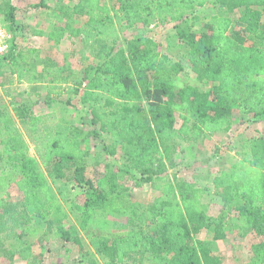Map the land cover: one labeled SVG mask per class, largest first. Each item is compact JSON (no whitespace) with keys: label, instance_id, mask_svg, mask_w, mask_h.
Masks as SVG:
<instances>
[{"label":"trees","instance_id":"1","mask_svg":"<svg viewBox=\"0 0 264 264\" xmlns=\"http://www.w3.org/2000/svg\"><path fill=\"white\" fill-rule=\"evenodd\" d=\"M115 2L113 8L101 0L62 5L65 24L33 28L32 34L54 44L62 39L73 43L82 36L90 48H97L94 63L86 66L74 94L86 106L91 123L110 138L102 144L103 153L114 156L120 149L134 186L151 184L159 195L148 204H131L118 182V172L111 168L106 178L94 183L86 177L85 130L80 124L58 118L55 110L35 114L29 102L17 103L13 114L0 109V185L17 177L14 182L23 193L18 214L22 220L9 222L12 228H20L17 240L23 241L36 219L50 217L49 224L56 223L63 241L80 243L78 235L71 237L60 226L66 212L40 175L36 161L28 156L30 144L48 175L87 186L89 194L76 206L74 215L81 230H86L99 212L126 217L109 236H97V251L111 254L110 263L122 264L128 257L139 256L149 264H221L222 258L213 253L210 243L196 235L214 227L213 238L221 239L225 225L243 222L261 238L250 246L249 264H264V136L244 141L239 160L213 179L215 193L223 201L216 215L207 213L201 202L207 187L179 179L176 172L167 173L161 161L164 154L170 159L183 143L195 144L205 134L230 129L234 109L241 115L264 119V0ZM207 3L217 4L221 10L208 17L201 31H194L199 18L191 13ZM14 10L10 6L7 22L15 21ZM236 10L241 13L234 18ZM74 18L85 19L75 26ZM169 20L178 22L176 34L187 48V61L196 80L210 84V90L201 91L189 84L175 90L173 77L183 66L160 54L151 37L127 40L124 48H115L123 30ZM233 21L243 27L229 34ZM33 52L37 50L25 53L10 43L0 56V67L9 63L10 74L18 82L45 83V99L50 102L55 98V85L68 83L70 78L61 75L64 66L48 57L40 63L32 60L37 58L30 57ZM36 63H42L40 69ZM175 113L181 119L178 127ZM170 167H175L172 159ZM13 249L22 259L31 256V246L25 240Z\"/></svg>","mask_w":264,"mask_h":264},{"label":"rangeland","instance_id":"2","mask_svg":"<svg viewBox=\"0 0 264 264\" xmlns=\"http://www.w3.org/2000/svg\"><path fill=\"white\" fill-rule=\"evenodd\" d=\"M76 1L0 0V19L5 24L7 32L11 34L9 43L15 44L16 50L25 53L29 52L30 49L37 50L31 54V58L37 57L32 60H37V63H40L39 60L48 57L57 65L64 66L66 70L61 72V75H68L70 78L65 87L64 84L55 85L53 88L55 93L53 97L55 98L46 102V88L43 83L32 84L23 80L18 82L10 74L9 63H5L0 67V109H7L13 114L14 105L27 101L30 104L29 108L35 114L55 110L58 118H64L70 124H80L78 126L85 130L83 149L86 151L88 160L86 177L94 183L101 182L106 178L108 170L111 168L112 171L118 172V182L126 190L127 199L131 204H148L159 195V191L151 184H145L139 188L134 186L127 175V172L131 170L127 167V161L120 149H117V154L114 156H106L103 153L102 144L109 143L110 138L101 134L97 129L98 127L91 123V117L86 106H83L79 96L74 94L75 84L82 79L86 66L94 63L97 48H90L88 44L82 41V36L73 43L65 39L62 44L57 45L47 42L43 38H33V28H47L50 24H65L66 20L61 6L73 4ZM101 4H105L108 8L116 7L115 0H101ZM10 6L15 8L13 12L15 21L13 23L7 22L8 19L6 18L7 13H10ZM220 10L219 5L210 3L195 8L191 15H196L199 19L193 25V30L201 31L208 17L220 12ZM240 13L241 11L236 10L234 18ZM84 19L74 18L73 25L80 26ZM262 19H264L263 16ZM177 23L169 20L164 24H137L127 28L119 33L115 48H124L127 40L143 36L151 37L158 43L160 54H166L169 61L180 62L183 66V71L173 77L175 90L187 84L196 86L201 91L210 90L211 85L197 81L195 74L190 69L186 55L187 48L178 40L176 34ZM242 27V24L233 21L229 34ZM41 64L37 65V69H40ZM174 116L176 119L175 126L178 127L181 119L178 113H175ZM232 116L233 123L230 129L208 136L205 134L202 139L193 144L188 160L183 157L186 150H182L181 145L178 146L177 152L175 151L170 159L166 154L161 156L167 173L176 172L179 179L208 188L201 196V202L207 206V213L211 215L218 214L223 203L222 199L215 193L213 179L221 170L228 169L239 160L241 144L244 141L246 142L253 137L264 136V119L253 117L251 114L241 115L236 109H234ZM93 130L97 134H93ZM27 146L28 156L36 161L40 175L52 188L57 202L66 212L67 216L62 219L60 226L67 229L71 237L78 235L80 243L78 244L73 240L63 241L60 238L61 234L56 230V223L49 224L50 217L36 219L32 230L23 238V241L34 244L35 255L30 257L27 263L18 261L13 246L17 247L23 244V241L20 243L16 238L20 228H12V224L9 223L14 224L22 220L19 219L18 214L22 210L23 193L14 182L17 180L16 177L10 183L6 184L5 182L0 185V214L3 213L0 215V224L2 225L0 231L2 243L0 244V264H112L110 263L111 254H101L97 251L99 248L98 237L100 235L109 236L117 230L120 224L126 222V217L105 211L99 212L95 219L89 223L87 229L81 230L74 215L76 206L82 203L89 194L87 186L48 175L39 164L33 147L30 144ZM171 159L175 164L173 168L170 167ZM11 215L13 219L10 218ZM223 232L225 237L221 239H214L212 232V238L204 240L210 243L212 250L222 258L221 264H249L250 246L261 238L243 222H237L234 226L227 224L224 226ZM128 258L122 264H140L141 262L149 264L139 256L133 259Z\"/></svg>","mask_w":264,"mask_h":264},{"label":"crops","instance_id":"3","mask_svg":"<svg viewBox=\"0 0 264 264\" xmlns=\"http://www.w3.org/2000/svg\"><path fill=\"white\" fill-rule=\"evenodd\" d=\"M60 25H63V24H60ZM43 38V39H45L46 41H47V39L45 38V37H41V36H36V35H34L33 34V38ZM63 40H65V39H62L61 41H60V43H58V44H62L63 43ZM47 42H50V41H47ZM50 43H52V42H50ZM54 44V43H53ZM57 45V44H56ZM69 83V82H68ZM68 83H65L64 84V87H65V85L66 84H68ZM33 84V83H32ZM34 84H37V83H34ZM44 85H45V83H43ZM58 85V84H57ZM61 85H63V84H61ZM45 88H46V86H45ZM45 93H46V89H45ZM207 136L209 135V134H206ZM205 140V139H204ZM203 140V141H204ZM201 143V142H200ZM199 143V144H200ZM192 147H193V144H191V143H183L182 145H181V148H182V150L184 149V151L186 150V152H185V154H184V156L183 157H185L186 158V160H188L189 159V156H190V152H191V149H192ZM181 153V152H180ZM214 233V227H210V228H206V229H202L197 235H196V237L198 238V239H202V240H208V239H211L212 238V234L211 233ZM30 246H31V251H30V255L31 256H29L28 258H26V259H22L19 255H17L16 254V258H18V261L19 262H26L27 263V261L29 260V258L30 257H33V255H35V252H36V248H34V244L32 243V244H30ZM213 253H215V252H213ZM216 254V253H215Z\"/></svg>","mask_w":264,"mask_h":264},{"label":"built area","instance_id":"4","mask_svg":"<svg viewBox=\"0 0 264 264\" xmlns=\"http://www.w3.org/2000/svg\"><path fill=\"white\" fill-rule=\"evenodd\" d=\"M11 34L7 32L6 26L0 19V56L4 55L10 46Z\"/></svg>","mask_w":264,"mask_h":264}]
</instances>
